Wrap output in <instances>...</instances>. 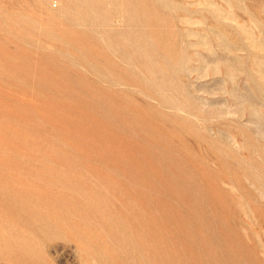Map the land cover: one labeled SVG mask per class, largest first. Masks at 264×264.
Here are the masks:
<instances>
[{
  "label": "rangeland",
  "instance_id": "rangeland-1",
  "mask_svg": "<svg viewBox=\"0 0 264 264\" xmlns=\"http://www.w3.org/2000/svg\"><path fill=\"white\" fill-rule=\"evenodd\" d=\"M0 264H264V0H0Z\"/></svg>",
  "mask_w": 264,
  "mask_h": 264
}]
</instances>
